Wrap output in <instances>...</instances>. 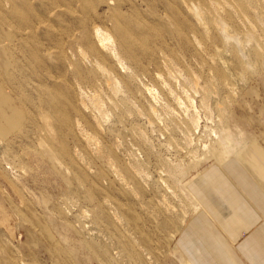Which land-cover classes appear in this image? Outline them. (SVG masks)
<instances>
[{"label": "rangeland", "instance_id": "obj_1", "mask_svg": "<svg viewBox=\"0 0 264 264\" xmlns=\"http://www.w3.org/2000/svg\"><path fill=\"white\" fill-rule=\"evenodd\" d=\"M264 147V0H0V264H187L188 184Z\"/></svg>", "mask_w": 264, "mask_h": 264}, {"label": "crops", "instance_id": "obj_2", "mask_svg": "<svg viewBox=\"0 0 264 264\" xmlns=\"http://www.w3.org/2000/svg\"><path fill=\"white\" fill-rule=\"evenodd\" d=\"M188 191L194 211L175 238L187 264H264V147L204 169Z\"/></svg>", "mask_w": 264, "mask_h": 264}]
</instances>
